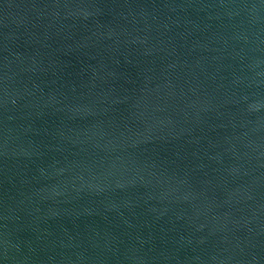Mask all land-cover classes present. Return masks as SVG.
<instances>
[{
  "label": "water",
  "instance_id": "95a60500",
  "mask_svg": "<svg viewBox=\"0 0 264 264\" xmlns=\"http://www.w3.org/2000/svg\"><path fill=\"white\" fill-rule=\"evenodd\" d=\"M0 264H264V0H0Z\"/></svg>",
  "mask_w": 264,
  "mask_h": 264
}]
</instances>
